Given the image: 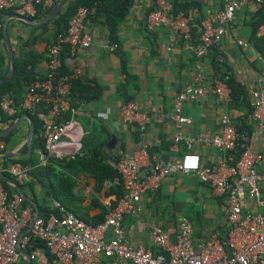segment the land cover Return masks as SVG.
Instances as JSON below:
<instances>
[{"label": "crops", "instance_id": "crops-1", "mask_svg": "<svg viewBox=\"0 0 264 264\" xmlns=\"http://www.w3.org/2000/svg\"><path fill=\"white\" fill-rule=\"evenodd\" d=\"M58 1L56 0L55 4ZM71 1L73 0H65L56 16L42 25L37 23L46 15L41 17L36 13L34 16H22L12 11L0 12L2 77L10 70L8 45L14 60V71L15 62L30 55V60L34 63L35 78L46 76L48 72L46 53L55 37L53 21ZM132 2L127 16L119 25L115 44L118 47L115 51L106 49L105 45L111 44L108 28L101 17H92L94 14L92 10L85 23L86 32L93 37L91 47L73 53L67 47L62 54V73L66 75L79 73L74 80L79 82L73 92L71 89V95L73 93L77 99L75 107L71 105L69 96L61 120L68 125L62 138L63 144L59 148L64 155L62 159H73L75 156H83L86 152L96 150L102 153L103 159L109 160L120 156H132L136 151L145 149L149 157L167 161L185 153H196L203 167L214 168L221 154L207 145L204 139L219 132L220 118L228 113L236 127L249 132L252 148L260 155L258 171L264 175V130L262 132L258 130L257 123L251 118L247 107L236 105L232 99L225 103L209 94L185 103L184 112L192 122L184 126L182 130L184 140L178 144L177 151L172 150L174 126L171 122L166 121L162 124L151 122L140 133L122 121L120 108L127 100L136 101L148 114L171 109L180 91L200 71L204 72L206 81H211L219 78L218 76L226 69L246 89L250 101V89L261 69L259 58L262 55L252 45L247 49L239 47L232 35L224 38L218 48L211 49L206 58L200 59L195 55L193 47L198 39V25L221 7V0H169L172 7L178 2L185 7L186 13L182 11L179 13H185L190 21L192 35L196 39L191 43L167 28L148 30L145 16L151 10L150 1ZM254 10V7L249 6L237 14L233 25L235 36L238 38L248 41L245 25ZM263 33L264 28L260 34ZM215 51L220 73L218 65L214 62ZM4 94L10 96L8 92ZM17 114L13 121L29 115L19 113V109ZM36 122L31 116L30 120L23 119L12 131L15 133L10 142L6 143L3 140L6 143L4 152L13 153L17 157L0 156V167L5 160L23 159L32 155L34 149L32 140L34 137H41L40 125ZM11 123L2 124L0 128L7 129ZM30 133L32 152L27 155V140ZM34 157L37 159L35 155ZM141 171L142 176H146L147 169L144 167ZM68 176L75 181L69 194L70 210H66L58 201L47 196L46 189L37 187L35 202L38 205L39 216H44V210H59V205L66 212L87 223L95 224L102 221L106 216L104 212H108L116 205L117 194L104 186L96 189L95 179L86 174L75 177L68 173ZM27 195L31 198L30 194ZM243 210L263 212L262 208L246 196L243 197ZM182 217L187 218L193 225L195 245L207 241L214 234L222 239L226 236L228 223L224 197L216 195L211 187L200 183L192 175H170L161 182L157 190L149 191L142 197L140 210L135 216L123 220V237L134 247L143 245L150 248L153 253H159L160 250L151 245L149 235L151 225L155 223L163 229L174 230L178 219ZM112 238V232L108 231L105 239L109 241ZM36 254L37 260L31 264H51V257L45 248H36ZM101 264L116 263L104 260Z\"/></svg>", "mask_w": 264, "mask_h": 264}, {"label": "built area", "instance_id": "built-area-1", "mask_svg": "<svg viewBox=\"0 0 264 264\" xmlns=\"http://www.w3.org/2000/svg\"><path fill=\"white\" fill-rule=\"evenodd\" d=\"M56 0H0V12L12 11L22 16H34L38 9L54 6ZM151 10L145 16L148 30L167 28L183 40L193 42L191 24L184 13L172 14L168 0H149ZM264 0H221V7L198 25V39L193 49L195 55L204 59L209 51L218 48L224 38L234 36L236 44L247 49L251 44L235 36L234 21L246 7H259ZM92 10L80 6L68 22L67 29L54 37L46 53L48 72L45 77H36L27 87L23 102L16 106L14 100L4 94L0 110L12 117L18 109L33 115L40 125L43 148L34 154L38 166L47 165L50 158L62 159L59 148L68 125L62 116L67 107L74 80L79 76L62 74L61 59L68 47L73 53L91 47L93 37L86 32L85 23ZM115 51L117 45H105ZM261 69L250 89L251 118L258 130H264V57L259 58ZM214 95L219 101H231V91L220 78L206 81L203 71L177 95L171 109L148 114L136 101H127L120 108L122 121L142 133L146 125L166 121L174 126L172 150L184 138L182 130L192 121L184 112V104L206 95ZM207 145L221 154L214 168L203 167L196 153H185L171 161L149 157L145 149L132 156H120L107 161L117 175L106 180L104 187L121 188L123 195L109 209L104 220L97 224L87 223L58 205L61 215L39 216L33 221L34 212L22 207L24 200L16 193L9 195L0 185V264H23L19 249L28 253L31 261L37 260L34 242L43 243L51 257V264H101L112 260L116 264H264V175L258 171L260 155L252 148L249 134H240L231 116L225 113L220 118L217 134L204 139ZM190 142V140H188ZM6 143L0 139V153ZM146 176H142V168ZM32 167L5 160L0 171L7 173L19 185L30 179ZM170 175H192L200 183L212 188L224 197L227 207V233L224 239L217 234L195 245L192 223L179 218L174 230L152 224L149 230L153 253L143 245L132 246L124 237L123 220L135 216L140 210L142 197L157 190ZM253 201L263 212L243 210V197ZM111 231L113 238L105 239ZM173 236V238H172Z\"/></svg>", "mask_w": 264, "mask_h": 264}, {"label": "trees", "instance_id": "trees-1", "mask_svg": "<svg viewBox=\"0 0 264 264\" xmlns=\"http://www.w3.org/2000/svg\"><path fill=\"white\" fill-rule=\"evenodd\" d=\"M132 5V0H73L69 2L66 9L61 12L60 15L53 21V25L55 27V36L59 33L65 32L68 26V22L76 12L77 8L80 6H84L91 10H94V14L92 15V17L99 16L103 19L109 31L110 43L117 44L119 25L127 16ZM48 11L49 9H38L37 16L43 17L47 14ZM181 11L186 13L185 7L182 6L180 2L173 5V15ZM262 28H264V1L259 7L254 10V12L250 16V19L245 25L246 33L248 35V42L256 51L264 56V33L260 34ZM192 38L193 41H196L193 35ZM214 54V62L216 63V65H218L217 69L220 73L221 69L219 67V62L216 59L217 52L215 51ZM30 59V55H27L26 57L15 62V71L11 80L5 84L0 85V101L3 94L8 92L10 93V96L14 100L16 106L22 103L26 88L35 79V74L33 72L34 63ZM122 65L123 67H125V63L123 62V60ZM123 67L122 69H124ZM2 76L3 72H1L0 70V78ZM218 77L223 80L230 88L232 101L238 106H242L243 108L247 107V110L250 113L251 106L250 101H248L246 89L242 87V85H240L234 79V77L226 71V69L222 71V74H220V76ZM78 82L79 81L73 82L72 92L75 90ZM21 98L22 100H20ZM75 100H77L75 95L73 93L72 95L70 94V103L74 107ZM78 100L80 101L83 99ZM20 112L29 114L22 109H19V113ZM29 115L36 121L33 115ZM17 116L18 114L16 113V115L9 117L0 110V125L11 123ZM237 130L240 134L247 135L249 133L244 131L240 127H237ZM14 133L15 132H12L9 136L6 137L0 136V139L4 140L6 143H9L10 138L14 135ZM32 144L34 149L31 156L23 159H10V161L19 162L21 164L29 165L32 167V170L30 171L29 181L21 184L20 186L22 191L26 195L30 194L31 198L34 201H36L35 190L37 187H39L42 189H46L47 196H50L58 201L62 206L66 208V210L69 211V202L71 198L69 197V194H71L72 188L75 185V181L71 179V176H68V173L75 177H77L79 174H86L87 176L93 177L96 182V189L98 190L101 189L106 180H111L117 175L116 170L108 165V159H103L101 157L102 153L96 150L86 152L83 156H75L73 159L60 160L50 158L46 166H38L37 159H35L34 157V150L36 148H43V141L41 138L34 137L32 140ZM66 172H68L67 175L65 174ZM5 174L8 175L7 173ZM0 185L9 195L15 193L9 185L2 182L1 180ZM110 190L114 191L117 194L118 199L123 195V190L121 188H110ZM22 207H29L33 209L32 206L25 201L23 202ZM43 213L44 216H49L51 214H55L58 216L61 215L58 209L44 210ZM106 213L107 212L105 211L104 216L106 215ZM34 244L36 248H45L43 243L39 241L34 242Z\"/></svg>", "mask_w": 264, "mask_h": 264}, {"label": "water", "instance_id": "water-1", "mask_svg": "<svg viewBox=\"0 0 264 264\" xmlns=\"http://www.w3.org/2000/svg\"><path fill=\"white\" fill-rule=\"evenodd\" d=\"M65 0H59L57 4H55L49 11L48 13L46 14V16L37 23V25H42V24H45L47 23L48 21H50L52 18H54L56 16V14L61 10L63 4H64ZM26 19V18H24ZM8 51H9V57H10V70L8 71V73L2 77L0 79V84H3L5 83L6 81H8L13 72H14V60H13V56H12V52H11V49L8 45ZM23 119H29L30 120V116L29 115H24L20 118H18L17 120L13 121L10 126L7 128V129H4L2 130L0 128V136L1 137H6L7 135H9L13 130H15L18 125L20 124V122L23 120ZM31 131H32V128H31ZM27 145H28V153L27 155H30L31 152H32V146H31V133L28 137V140H27ZM0 156H3V157H6V158H14V157H17V155L13 154V153H10V152H1L0 153ZM0 180L4 183H6L7 185H9L16 194H18L19 196L22 197V199L29 203L32 208H33V212H34V216H33V221L35 219H37L39 217V209H38V205L37 203L32 199L30 198L28 195H26L22 189H21V186L15 182L10 176L6 175L5 173H3L2 171H0ZM19 252L21 254V256L24 258V264H31L32 261L30 259V256L28 253H25L23 251H21L19 249Z\"/></svg>", "mask_w": 264, "mask_h": 264}]
</instances>
